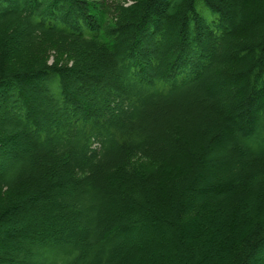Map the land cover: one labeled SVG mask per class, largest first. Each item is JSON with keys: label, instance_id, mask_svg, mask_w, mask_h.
<instances>
[{"label": "trees", "instance_id": "obj_1", "mask_svg": "<svg viewBox=\"0 0 264 264\" xmlns=\"http://www.w3.org/2000/svg\"><path fill=\"white\" fill-rule=\"evenodd\" d=\"M255 6L0 0V225L40 196L43 176V194L65 195L69 212L63 228L0 232V264H127L150 244L164 264L165 240L186 264H256L264 5ZM230 82L241 83L231 102L220 97ZM32 84L40 114L25 94ZM252 112L241 130L234 114ZM106 204L129 222L113 224Z\"/></svg>", "mask_w": 264, "mask_h": 264}, {"label": "rangeland", "instance_id": "obj_2", "mask_svg": "<svg viewBox=\"0 0 264 264\" xmlns=\"http://www.w3.org/2000/svg\"><path fill=\"white\" fill-rule=\"evenodd\" d=\"M93 2H99L102 3L104 2V5H108V3H113V2H125L127 0H90ZM255 3V8L254 10L258 11L260 9V6L263 4L264 5V0H252ZM247 17H250V13L247 14ZM264 18V17H262ZM50 55H52V53H50ZM51 58H49L48 61H50ZM98 75H101L102 77H108L109 73L107 72V70H102L100 71V73ZM235 83V82H232ZM232 83H228L226 84V86L224 87L225 89H227L226 91L224 90V92H221L222 94L220 95V97H222L223 99L226 98V101L228 100L229 97H233L229 102L233 101L236 99V97L238 96V94H233L232 93ZM241 83H235V85L238 87L237 88V92L239 93V86ZM35 84H32L30 87H26L25 89V94L30 96V99L32 100V109L36 112V114L38 113V102H39V98H40V94L37 90L36 87H34ZM255 104V101H254ZM254 108V105H253ZM253 110V109H252ZM245 112V111H244ZM40 114V112L38 113ZM234 115H239L241 120H240V129L241 130H245V124H246V120L248 119H252V116H254L253 112L252 113H242V114H234ZM233 115V116H234ZM232 116V117H233ZM27 140V139H25ZM24 140V141H25ZM23 140L21 142L17 144H12V147L10 148L11 150H16V151H21L24 148V142ZM28 143V141L26 142ZM13 150V151H14ZM225 157V156H223ZM210 159V158H208ZM218 160H220V158H217ZM211 160V159H210ZM213 161L215 159H212ZM44 177V176H43ZM41 178V180L38 182L37 184V188L38 191L40 192V196H38L37 199H33L32 201L28 204H24L21 207H19L18 209H16L17 212H15V214L10 215L6 220H4V222L2 223V225H0V232L1 233H9L10 235H15L17 236L18 234H23V232H27L30 230V228L35 227L36 225H50L52 223V225H56L55 227L57 228H63V223H62V218L66 215H69L68 211H62L60 209V205H61V201H65L66 200V196L63 195L61 196L59 193H57V191H53L52 194H55V196H51V192L49 194H43V190L46 186L45 178ZM216 178V176L214 177ZM213 178V179H214ZM211 179L207 180V182H210ZM216 180V179H214ZM59 194V195H58ZM36 196V195H35ZM57 196V197H56ZM56 197V198H55ZM113 197V196H112ZM113 199V198H112ZM58 202V203H57ZM60 202V203H59ZM54 203V204H53ZM53 204V209L55 210H51L49 211V207L50 205ZM111 205V204H110ZM109 204H106V206H104V210H105V214L106 216L110 217V220L112 221L113 224H119L122 222H129V217H126L127 215H125L126 212H121L120 210H118L115 206L113 207V205L110 206ZM164 212V211H163ZM46 224V225H44ZM167 231L165 232H160L161 234V238L162 235H166ZM168 234V233H167ZM5 235V234H3ZM170 234L166 235L167 237H169ZM2 239V238H1ZM6 239V238H5ZM15 238H13V236H10V238L8 240H6L8 243H14ZM164 243V249H166V251L169 252L170 256H167V260H164V264H179L180 262L182 264H186V261L188 258H185L184 260L178 256V253H174L170 248H171V244H168V242H163ZM171 250V252H170ZM159 259H161V253L158 251L157 246L155 244H150L149 248L147 251H142V249L140 250L139 248H133L132 252H130L129 254V258L127 261V264H162ZM256 259L257 262L256 264H264V247L259 249L256 253Z\"/></svg>", "mask_w": 264, "mask_h": 264}, {"label": "bare ground", "instance_id": "obj_3", "mask_svg": "<svg viewBox=\"0 0 264 264\" xmlns=\"http://www.w3.org/2000/svg\"><path fill=\"white\" fill-rule=\"evenodd\" d=\"M264 16V7L262 9V12H260L259 14H256L255 18H261Z\"/></svg>", "mask_w": 264, "mask_h": 264}]
</instances>
